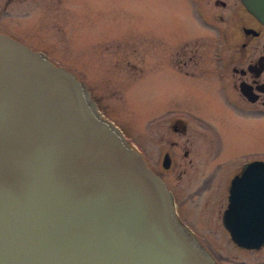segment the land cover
<instances>
[{"label":"water","instance_id":"95a60500","mask_svg":"<svg viewBox=\"0 0 264 264\" xmlns=\"http://www.w3.org/2000/svg\"><path fill=\"white\" fill-rule=\"evenodd\" d=\"M240 1L264 25V0ZM228 191L231 240L261 248L264 161L243 164ZM0 264H217L83 82L1 32Z\"/></svg>","mask_w":264,"mask_h":264},{"label":"rangeland","instance_id":"374dc122","mask_svg":"<svg viewBox=\"0 0 264 264\" xmlns=\"http://www.w3.org/2000/svg\"><path fill=\"white\" fill-rule=\"evenodd\" d=\"M0 25L85 83L99 113L176 192L180 220L219 264H264V246L239 248L222 225L229 181L262 143L221 98L212 61L228 53L227 33L204 0H13ZM183 50L202 67L198 85L164 69ZM203 89L208 102L196 99ZM176 117L185 132L174 131Z\"/></svg>","mask_w":264,"mask_h":264},{"label":"flooded vegetation","instance_id":"af4514ba","mask_svg":"<svg viewBox=\"0 0 264 264\" xmlns=\"http://www.w3.org/2000/svg\"><path fill=\"white\" fill-rule=\"evenodd\" d=\"M12 1L0 0V18L8 15ZM204 1L208 6V11L217 23L222 24L225 33H227L228 53L216 56L212 61L213 72L220 81L221 98L226 102L231 112L243 115V118H239V120L245 125V128L251 131V138L262 143L259 150H254L255 154L250 155L246 162L264 161V25L245 8L240 0ZM0 26L4 30L6 29L5 26ZM40 51L45 53L43 50ZM179 54L173 62L171 61L173 57H165L164 69L170 77L179 83L182 82L183 87L187 82L190 85H198L199 83L195 79L202 74V67L200 70L197 59L194 56L186 55L185 50ZM203 93H207L206 97L196 99L208 102L213 97L210 92L204 91V89ZM184 120V117L173 119L174 131L180 129L181 132H185L187 124ZM165 154L169 155L168 152ZM188 154L189 151L185 150L184 156ZM165 182L171 192L173 203L177 207L176 192L167 181ZM177 214L180 216L179 213ZM191 233L196 238L195 231L191 229Z\"/></svg>","mask_w":264,"mask_h":264}]
</instances>
